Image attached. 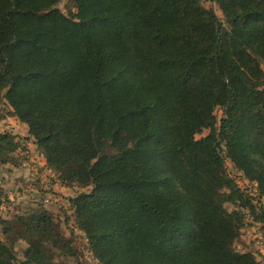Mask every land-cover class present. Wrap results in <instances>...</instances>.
Here are the masks:
<instances>
[{"label":"trees","instance_id":"obj_1","mask_svg":"<svg viewBox=\"0 0 264 264\" xmlns=\"http://www.w3.org/2000/svg\"><path fill=\"white\" fill-rule=\"evenodd\" d=\"M60 1L0 0V104L64 186L91 188L69 202L94 257L264 264L234 248L225 204L245 200L223 156L264 199V0H209L225 23L202 0H70L71 17ZM20 148L0 132L1 164ZM18 221L25 259L0 240V264H54L49 214Z\"/></svg>","mask_w":264,"mask_h":264},{"label":"rangeland","instance_id":"obj_2","mask_svg":"<svg viewBox=\"0 0 264 264\" xmlns=\"http://www.w3.org/2000/svg\"><path fill=\"white\" fill-rule=\"evenodd\" d=\"M202 4L207 9H213L225 23L218 5L209 0H202ZM57 7L68 17L78 11L70 0H61ZM222 114V109L217 108L215 115L218 121ZM0 132L16 135L21 144L15 155V164L0 163V240L13 245L17 260L23 261L29 242L24 236L26 231L22 229L23 224L18 220L47 212L53 220L56 233L62 238L58 246L48 247L54 264H100L92 254L85 234L78 229L69 202L70 198L89 192L91 188L66 187L62 184L58 175L46 166L44 157L29 135L28 127L13 115L6 102L0 104ZM209 133L210 130L205 129L196 138L202 139ZM223 156L226 173L245 200L225 204L228 212L237 211L244 217V225L234 242V248L240 253L250 252L264 263V225L254 219L251 206L247 203L264 209V199L259 197L257 184L237 170L225 153ZM4 220L10 224H3ZM7 226H10V230L6 235L4 230ZM21 234L24 237H20Z\"/></svg>","mask_w":264,"mask_h":264}]
</instances>
